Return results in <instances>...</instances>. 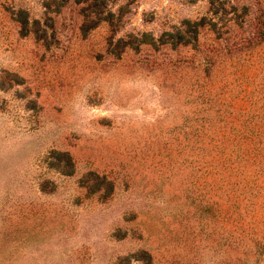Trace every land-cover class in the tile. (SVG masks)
<instances>
[{
    "label": "rangeland",
    "instance_id": "374dc122",
    "mask_svg": "<svg viewBox=\"0 0 264 264\" xmlns=\"http://www.w3.org/2000/svg\"><path fill=\"white\" fill-rule=\"evenodd\" d=\"M74 1L0 0V264H264V0Z\"/></svg>",
    "mask_w": 264,
    "mask_h": 264
},
{
    "label": "trees",
    "instance_id": "16d2710c",
    "mask_svg": "<svg viewBox=\"0 0 264 264\" xmlns=\"http://www.w3.org/2000/svg\"><path fill=\"white\" fill-rule=\"evenodd\" d=\"M93 2V1H95L96 2V0H75L74 2L76 3V4H81V5H85L86 3H89V2ZM69 2V0H60V2L58 3L59 4V9H61L64 5H66L67 3ZM60 11V10H59ZM203 24L204 23H198L197 25V27H198V29H196L194 32H196L197 34H196V38L198 39V36H199V31H200V28L199 27H202L203 26ZM182 36V35H181ZM184 37L182 36V39H183Z\"/></svg>",
    "mask_w": 264,
    "mask_h": 264
}]
</instances>
